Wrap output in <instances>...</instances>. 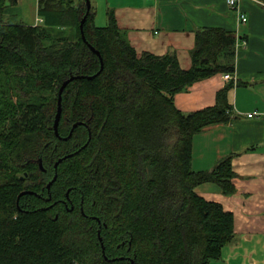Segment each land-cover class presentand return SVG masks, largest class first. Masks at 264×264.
I'll return each instance as SVG.
<instances>
[{
    "label": "trees",
    "instance_id": "trees-1",
    "mask_svg": "<svg viewBox=\"0 0 264 264\" xmlns=\"http://www.w3.org/2000/svg\"><path fill=\"white\" fill-rule=\"evenodd\" d=\"M16 3L0 0V264H132L130 258L135 264H210L219 259L235 237L234 216L196 187L213 182L232 195L235 154L211 170L194 171L193 137L237 116L229 92L246 83L229 80L213 106L188 114L176 107L174 97L199 80L235 73L236 33L198 29L192 66L184 69L174 53L139 54L112 11L107 24L98 26L91 7L85 41L86 0H39L43 22L37 25L8 20L7 9ZM54 30H71L74 37ZM72 75L84 77L63 90L60 135L67 137L74 123L83 124L64 140L53 125L59 90ZM70 153L48 191L55 162ZM68 189L73 210L63 203ZM24 191L34 194L20 195ZM91 216L102 222L109 259Z\"/></svg>",
    "mask_w": 264,
    "mask_h": 264
},
{
    "label": "crops",
    "instance_id": "crops-1",
    "mask_svg": "<svg viewBox=\"0 0 264 264\" xmlns=\"http://www.w3.org/2000/svg\"><path fill=\"white\" fill-rule=\"evenodd\" d=\"M39 0H17L7 9L12 23L37 25ZM95 23L104 26L112 11L129 43L140 54L174 53L181 66H192L191 50L198 29L221 27L236 33L235 85L229 92L234 119L205 127L193 137L192 169L211 170L230 154L236 176V191L223 194L213 182L196 187L199 195L219 202L234 216L235 237L219 259L210 264H264V0H239V8L248 16L243 23L238 10L227 0H91ZM42 20V21H41ZM56 35L74 37L71 30H54ZM244 40L246 43L242 42ZM229 80L216 74L199 80L177 93L176 107L183 113L213 106L216 95ZM254 116L249 117L248 114ZM257 113V114H255Z\"/></svg>",
    "mask_w": 264,
    "mask_h": 264
},
{
    "label": "water",
    "instance_id": "water-1",
    "mask_svg": "<svg viewBox=\"0 0 264 264\" xmlns=\"http://www.w3.org/2000/svg\"><path fill=\"white\" fill-rule=\"evenodd\" d=\"M86 3H87V11H86V14L84 16V18L82 19L81 21V33H82V37L83 39L86 41V37H85V34H84V30H83V27H84V23L87 19V15L89 14L90 10H91V7H92V3H91V0H86ZM90 48L96 52L100 58H101V62L103 64V61H102V57L99 53V51H97L92 45H89ZM96 75H93V76H88V78H93L95 77ZM84 76H80V75H72L70 78H68L67 80H65L59 90V96H58V108H57V113H56V116H55V122H54V129H55V133L59 136V132H58V126H59V122H60V118H61V114H62V94H63V90L65 89V87L72 81V80H75V79H78V78H83ZM80 124H83L82 122H79V123H75L74 126H73V129L76 128L78 125ZM73 129L71 130L70 134L65 137V139L71 137L72 135V132H73ZM69 156H72V154H68V155H65L63 158H60L56 163H55V168L58 167V164L65 158L69 157ZM57 179V174H55V176L53 177V179L47 184V188L50 189L51 185L53 184V182ZM29 192H32V191H29ZM24 193H28V191H24L22 192L20 195L24 194ZM68 196V194H67ZM99 239L101 240L102 242V237L100 236L99 234ZM102 248H103V254H105V250H104V245H103V242H102ZM105 258L107 259L106 255H105Z\"/></svg>",
    "mask_w": 264,
    "mask_h": 264
},
{
    "label": "flooded vegetation",
    "instance_id": "flooded-vegetation-1",
    "mask_svg": "<svg viewBox=\"0 0 264 264\" xmlns=\"http://www.w3.org/2000/svg\"><path fill=\"white\" fill-rule=\"evenodd\" d=\"M59 123H60V122H59ZM74 124H75V123H74ZM74 124H73V126H74ZM80 125H82V124H80ZM73 126H72L71 130L73 129ZM78 126H79V125H78ZM78 126H77V127H78ZM77 127H76V128H77ZM74 129H75V128H74ZM74 129H73V131H74ZM71 130H70V132H71ZM69 134H70V133H69ZM72 134H73V132H72ZM71 136H72V135H71ZM58 137L61 138V139H62V138H63V139L65 138V136H61V135H59ZM69 138H70V137H69ZM64 140H65V139H64ZM70 154H72V153H70ZM67 155H68V154H67ZM63 157H64V156H63ZM63 157H61V158H63ZM59 159H60V158H59ZM59 159H58V160H59ZM58 160H57V161H58ZM57 161H56V162H57ZM62 161H63V160H62ZM62 161H61V162H62ZM56 162H55V163H56ZM61 162H60V163H61ZM58 165H59V164H58ZM57 168H58V167H57ZM57 168H55V164H54L55 172H56ZM55 174H57V172H56ZM55 174H54V176H55ZM54 176H53V177H54ZM52 179H53V178H52ZM49 182H50V181H49ZM49 182H48V183H49ZM54 182H55V181H54ZM54 182H53V183H54ZM50 188H51V187H50ZM47 190L50 191V189H48V188H47ZM70 190H71V189H68V191H67V193H66V200H64L63 203H64V205H65L67 208H69V210H73V209L75 208V205H74V203H73V202L71 201V199H70V196H69ZM33 193H34V192H33ZM67 194H68V196H67ZM45 199L49 201V200L51 199V197L49 196V197H47V198H45ZM52 205H53V204H51L50 206H52ZM69 205H71V207H68ZM80 208H81L82 214L86 216V213L84 212L83 206H80ZM91 217H92V219L97 220L98 223H99V229H98V237H99V234H100V236H101V230H100V229H101L102 222H101V220L99 219V217H97V216H91ZM104 225H105V224H104ZM101 237H102V236H101ZM101 246H102V242H101ZM102 252H103V248H102ZM129 258H130V257H129ZM107 259H109V258L107 257ZM112 260H113V259H112ZM130 261H131L132 264H135V261H134L133 258H130Z\"/></svg>",
    "mask_w": 264,
    "mask_h": 264
},
{
    "label": "built area",
    "instance_id": "built-area-1",
    "mask_svg": "<svg viewBox=\"0 0 264 264\" xmlns=\"http://www.w3.org/2000/svg\"><path fill=\"white\" fill-rule=\"evenodd\" d=\"M227 3L229 4L230 7L235 8V9L238 10V13H239L238 16H239L240 20H241L243 23H245V22L248 21V16H247V14H245V13L239 8V0H227ZM263 4H264V3H263ZM41 21H42V20H41ZM238 40H239V38H238ZM242 42L246 43L244 40H242ZM225 77H226L228 80L233 79V75H232V74H225ZM255 114H257V113H255ZM248 116H249V117H252V116H254V114H253V113H250V114H248Z\"/></svg>",
    "mask_w": 264,
    "mask_h": 264
},
{
    "label": "rangeland",
    "instance_id": "rangeland-1",
    "mask_svg": "<svg viewBox=\"0 0 264 264\" xmlns=\"http://www.w3.org/2000/svg\"><path fill=\"white\" fill-rule=\"evenodd\" d=\"M15 99H17V98H15ZM62 100H63V98H62ZM57 113V112H56ZM62 115V114H61ZM56 116V115H55ZM61 119V118H60ZM54 122H55V120H54ZM53 128H54V125H53ZM54 131H55V129H54ZM58 132H59V135H60V131H59V126H58ZM56 134V133H55ZM57 135V134H56ZM58 136V135H57ZM65 139V138H64ZM68 139V138H67ZM67 139H65V140H67ZM88 144V142L84 145V146H86ZM74 155V153H72V156ZM72 156H69V157H72ZM68 158V157H67ZM66 159V158H65ZM52 180V179H51ZM50 180V181H51ZM52 186V185H51ZM28 193L29 194H34L33 192H29L28 191ZM28 193H24V194H28ZM23 195V194H22ZM55 204V203H54ZM99 241L101 242V240L99 239ZM102 242H103V238H102ZM103 245H104V243H103ZM104 250H105V247H104ZM104 255V257H105V254H103ZM107 257V256H106ZM106 259V258H105ZM115 259H117V258H114L113 260H115Z\"/></svg>",
    "mask_w": 264,
    "mask_h": 264
}]
</instances>
